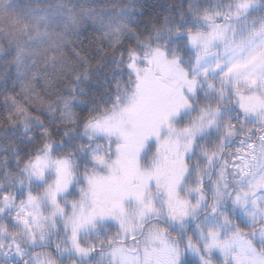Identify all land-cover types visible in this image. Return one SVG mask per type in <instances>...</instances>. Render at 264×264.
I'll return each instance as SVG.
<instances>
[{"label":"trees","instance_id":"trees-1","mask_svg":"<svg viewBox=\"0 0 264 264\" xmlns=\"http://www.w3.org/2000/svg\"><path fill=\"white\" fill-rule=\"evenodd\" d=\"M210 23L223 28L224 38L214 40L197 63L200 46L193 48L188 34L207 33ZM261 37L264 0H0V264H117L115 248L149 256L161 247L177 251L178 264H213L217 259L206 247L209 240L202 243L210 228L230 235L264 229L259 197L264 187L256 182L264 167V82L259 79L264 43L250 85L238 82L235 73L223 80L220 68L200 75L187 108L171 122L168 136L187 150L176 187L177 197L187 201V215L171 219L167 194L155 183L140 196L143 203L122 202L125 221L140 225L131 231L98 214L76 234V243L87 249L78 251L66 225V202L79 201L78 189L89 187L93 174L106 177L101 186L106 189L128 184L106 170L112 160L106 150L114 145L89 137L87 125L126 106L137 87L129 64L144 66L158 49L191 76L204 64L222 66ZM240 96L254 98L259 108L242 110ZM202 112L208 113L203 121ZM158 148L149 143L140 157L147 175L154 173ZM45 152L54 160L67 158L73 174L68 191L57 196L63 214H53L44 201L52 170L32 175L31 162ZM101 187L92 188L97 210L107 209V198H113L98 192ZM30 195L37 197L32 226L15 213ZM149 201L154 211L144 207ZM250 209L256 213L253 223L244 215ZM140 210L144 215L138 221ZM153 235L163 243L150 239ZM249 240L264 254V243L253 236Z\"/></svg>","mask_w":264,"mask_h":264},{"label":"rangeland","instance_id":"rangeland-1","mask_svg":"<svg viewBox=\"0 0 264 264\" xmlns=\"http://www.w3.org/2000/svg\"><path fill=\"white\" fill-rule=\"evenodd\" d=\"M264 43V37H261L256 43L249 46L247 49L228 57L221 66L222 72L230 64H236L239 67L234 72L239 81L245 84H249L253 77V71L255 70L254 62H256L258 51L261 45ZM154 52V51H153ZM153 52L149 54V57L146 58L144 66L138 64L139 62L135 61V72L136 78L142 77L143 81L137 78V85H140V88L136 87L134 92H132L127 99L126 106L120 108L119 111L111 113L109 116L99 119L98 121H103L105 118H111L109 124L114 126L112 131H103V130H93L91 127H88L89 136H98L106 138V141H109L114 148H109L106 150L107 157L112 158L109 163L106 164V170L110 168L111 174L118 177L119 179H124L128 182L126 186L122 183L114 185L115 191L109 186L106 189L101 187L106 180L105 176H99L98 174H93L92 178L96 180V187H101L98 192L111 193L113 198L111 202L107 198V209L111 208L113 202L117 199H120V202L123 201H135L132 195H124L126 192L139 191L141 195H144L145 189L151 184L157 183L156 178L149 177L146 183L141 182V177L146 176L139 165V160L142 153L146 150V147L149 143L155 142L158 145L157 158L154 162L153 171L156 172L160 166L166 172V179H174L177 174V166L175 164L176 158L180 153H183V160L187 154L184 146L181 143L172 141L168 136L167 132L171 130V122L174 118L179 117L187 108V105L184 107L176 108L175 111H172L175 100L177 96V90L180 95H183L187 100L193 94L194 90L197 89L196 83L193 86V89L189 91L188 86L184 85L180 81L175 73L176 67H180L176 62L175 65L161 66L153 62L152 64L148 63V59L152 57ZM161 52V51H160ZM164 60H169L164 54ZM212 64H204L202 68L193 73L191 76L187 75L188 79L193 77H198L205 74L203 69L208 68V72H211L213 69ZM145 68L149 69L148 73H145L143 70ZM181 68V67H180ZM171 69V71L169 70ZM206 73V74H207ZM197 82V81H196ZM249 104L254 105L252 110L248 112H254L259 108V104L254 100V98H248ZM125 109H130V111H124ZM167 115V121L164 122L163 118ZM97 122V121H96ZM95 123V122H94ZM156 129V134H152V130ZM168 139L167 147H162L161 142L165 139ZM111 149V150H110ZM104 160V157L102 158ZM112 165H111V164ZM52 170L53 174L48 179L49 184L54 182L55 171L54 168H49ZM160 173L161 170H160ZM183 173V172H182ZM259 178L256 179V182L259 184L261 181L264 183V167H262L259 172ZM45 175V174H44ZM182 175V174H181ZM181 175L179 181L181 179ZM179 183V182H178ZM176 184V187L178 185ZM142 184V186H141ZM94 186V187H95ZM140 186V187H138ZM70 187V184H69ZM69 187L63 192L59 193L57 196H64L68 191ZM93 186L89 184V187H82L78 189L79 201L77 202V208L83 204L85 211H89L94 208L99 202H94L92 197ZM110 188L113 193L110 192ZM106 189V191H104ZM98 195V194H96ZM140 195V196H141ZM103 197V196H102ZM261 199H264V191L259 195ZM110 198V197H109ZM44 201L50 207L52 213H57L54 205L49 201L47 196H45ZM66 204L70 209V214L72 211L71 201H67ZM23 209V211H22ZM32 207L29 205L28 201L18 206L15 210L16 217L27 223L29 226L33 225L32 218ZM26 213H31L26 215ZM244 215L248 218L249 222H254L256 219V213L253 209L247 210ZM15 216V214H14ZM15 217V218H16ZM23 218V219H22ZM90 224L82 227V230L90 227ZM229 231L231 229H228ZM81 230L78 229L77 233ZM76 233V234H77ZM256 231H253V234L247 235L245 233L236 232L233 235L223 231L218 234V239H232L236 238L235 243H231L230 247L221 251L218 247L207 248L211 252V257L214 255L217 261H213V264H264V254L258 252L255 247L249 242L251 236L258 238L262 243H264V229H260L258 234ZM209 240V236H205L204 241ZM123 247L124 245H117ZM124 253V252H123ZM126 264H178V252L173 248L161 247L157 249L151 255H147V252H143L142 255L134 253H124ZM117 264H121V257L114 256ZM205 264H212L205 262Z\"/></svg>","mask_w":264,"mask_h":264},{"label":"snow or ice","instance_id":"snow-or-ice-1","mask_svg":"<svg viewBox=\"0 0 264 264\" xmlns=\"http://www.w3.org/2000/svg\"><path fill=\"white\" fill-rule=\"evenodd\" d=\"M240 7H246V4H241ZM209 21H211V17H206ZM209 27L211 31L204 33V32H189L188 34V42L189 44L193 47L196 48L197 45L200 46V50L197 53V63H199L201 57L203 55H206L209 53V47L212 44L214 40H223L224 38V30L219 24H209ZM135 56V54H133ZM162 61V67L167 66V65H175L176 64V59L172 60H164V53L160 52L158 49L154 50L152 57L148 59V63L152 64L153 62H156L157 64H161ZM129 68H132L135 70V65L134 64H129ZM212 67L213 70H216L221 67V64L219 61L215 65L210 66ZM239 66L236 64H230L228 67H226L222 74L221 78L223 80H226L227 77L230 74H233ZM171 71V69H169ZM145 73L149 72L148 68H145L143 70ZM208 71V68L203 69V72L206 74ZM175 73L180 81L184 85L188 86L189 91L193 89L194 84L196 83L195 77L188 79L187 78V73L183 68L176 67ZM141 81H143L144 78L142 77H137ZM209 87H212V84H209ZM137 88L139 90L140 85H137ZM237 95H239V92H237ZM188 104V100L183 96L180 95L178 90H177V96L175 100V105L172 109V111H175L176 108L184 107L185 105ZM240 108L244 111H249L252 110L254 105H250L248 98L244 96H240ZM124 111H130V109H125ZM208 116L207 112H202V116L200 117L201 121L204 120V117ZM111 118H105L103 121H97L95 123H89L87 126L91 127L93 130H103V131H112L113 127L112 125L109 124V120ZM164 122L166 123L167 121V115L164 116L163 118ZM208 124L213 123V119H208L207 120ZM171 127V126H169ZM194 127H199L198 125H195ZM192 129H184V132L186 134H191ZM152 134H156V129L152 130ZM175 144V142H173ZM168 145V139L166 138L164 141L161 142L162 147H167ZM44 147L48 149L50 146L45 144ZM187 148V145H185ZM96 160L102 159L101 157H94ZM175 164L177 166V174L174 179H165L161 180V173L160 170L158 169L154 173H150L146 176L141 177V182L146 183L147 179L149 177H154L157 180V187L162 188L168 197L167 204H168V215L171 217L173 220H179L182 219L185 215H187V201L178 198L177 193H176V184L179 182L180 175L182 174L184 170V165H183V153H180L175 161ZM30 168L32 171V175L38 176V177H43L44 172L46 169L49 168H54L55 171V177H54V182L50 184L46 190H45V195L49 199V201L54 205L56 211L60 212L61 214L64 213V208L58 203L57 201V195L59 193H63L68 187L70 182L72 181L73 174L70 171V164L67 160V158H60V159H52L48 152H45L43 155H38L36 156L33 161L30 164ZM88 183L92 185L93 187L96 184V180L94 178H89ZM141 184V186H142ZM262 187H264V183H261ZM140 187V186H138ZM124 195H132L135 199L143 203L140 199V192L139 191H134V192H126ZM5 199L7 197L5 196ZM237 201L241 200V197L238 195L236 197ZM37 201V197L30 195L29 197V205H33ZM72 211L71 214L66 218V225H70L72 229V242L74 246L77 248L78 251H87V249H82L79 244L76 243V233L77 230L80 229L81 227L86 226L87 224L92 223L93 219L95 218L96 215H101V216H111L113 219L117 220L120 223L121 229L124 231H131L133 227H139V223L136 225H133L131 223V219H129L127 222L124 219L125 212L122 203L120 202V199H117L113 202V205L111 208L108 209H100L97 210L96 208H92L89 211H85L83 204L81 203V206L79 209L77 208V202L72 201ZM145 208H147L149 211H154L151 202L149 201L147 204L144 205ZM38 208V205H37ZM212 212H216V207H212ZM23 211V209H22ZM31 213H26V215H29ZM144 215L143 210H140L136 214V219L139 221ZM23 219V218H22ZM218 230H213L209 229L208 230V236H209V241L208 244L206 245L207 248H213V247H218L221 249V251L225 250L226 248L230 247L231 243L236 242V238L232 239H225V240H220L218 239ZM150 239H160L161 243H163V240L160 236H150ZM113 255L114 256H120L121 257V264H126V259L124 256L123 251L120 248H115L113 250Z\"/></svg>","mask_w":264,"mask_h":264}]
</instances>
